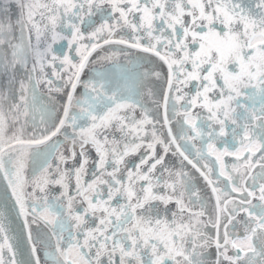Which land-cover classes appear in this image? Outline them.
Here are the masks:
<instances>
[{"label":"snow or ice","instance_id":"6c2138e0","mask_svg":"<svg viewBox=\"0 0 264 264\" xmlns=\"http://www.w3.org/2000/svg\"><path fill=\"white\" fill-rule=\"evenodd\" d=\"M0 77V264H264V0H0Z\"/></svg>","mask_w":264,"mask_h":264},{"label":"water","instance_id":"95a60500","mask_svg":"<svg viewBox=\"0 0 264 264\" xmlns=\"http://www.w3.org/2000/svg\"><path fill=\"white\" fill-rule=\"evenodd\" d=\"M15 17H13L14 19ZM131 51V57L132 59H135L137 57L143 58L146 54L140 53L136 50H130ZM129 57H124L120 56L119 57V63L122 65H125ZM96 67H101L100 65H96ZM104 68H109L111 67L109 64H104ZM88 73H85V76L83 77L84 79H87ZM4 77H0V86L3 85L4 83ZM83 93V88H78L77 89V96L79 97ZM154 107V106H152ZM162 111V110H161ZM155 114V113H154ZM54 139H62V137H56ZM189 169L193 172L195 176L198 177V173H195L194 169H191V166H189ZM31 169H29V174H30ZM197 186L204 190V182L202 179H199L195 181ZM209 211H211V205H209ZM0 212L4 214V223L6 227L9 229V232L11 235L16 236L17 238H21L23 233H22V221L18 218L17 216V210L14 208V201L10 199V192L7 190L6 187V182L3 179H0ZM214 251V250H213Z\"/></svg>","mask_w":264,"mask_h":264},{"label":"flooded vegetation","instance_id":"af4514ba","mask_svg":"<svg viewBox=\"0 0 264 264\" xmlns=\"http://www.w3.org/2000/svg\"><path fill=\"white\" fill-rule=\"evenodd\" d=\"M56 47H57V48H59V47H60V45H56ZM93 155H94V154H93ZM227 159L231 160V158H227ZM54 163H55V161H54Z\"/></svg>","mask_w":264,"mask_h":264}]
</instances>
